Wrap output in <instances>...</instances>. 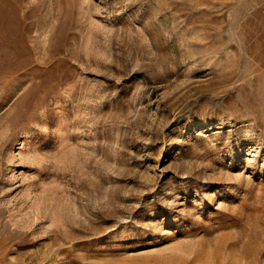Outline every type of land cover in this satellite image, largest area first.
<instances>
[{
    "label": "rangeland",
    "instance_id": "obj_1",
    "mask_svg": "<svg viewBox=\"0 0 264 264\" xmlns=\"http://www.w3.org/2000/svg\"><path fill=\"white\" fill-rule=\"evenodd\" d=\"M0 264H264V0H0Z\"/></svg>",
    "mask_w": 264,
    "mask_h": 264
}]
</instances>
